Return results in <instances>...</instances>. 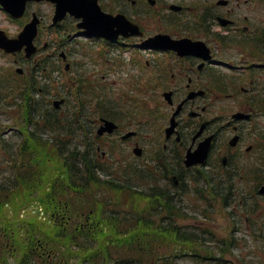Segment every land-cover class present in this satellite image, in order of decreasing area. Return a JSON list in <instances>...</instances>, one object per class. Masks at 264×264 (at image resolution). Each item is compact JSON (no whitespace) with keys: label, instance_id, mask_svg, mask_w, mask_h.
<instances>
[{"label":"rangeland","instance_id":"1","mask_svg":"<svg viewBox=\"0 0 264 264\" xmlns=\"http://www.w3.org/2000/svg\"><path fill=\"white\" fill-rule=\"evenodd\" d=\"M133 1L118 0L117 5L128 7V10L136 17L144 20L143 23L148 25L149 28H154L159 24V17L154 13L157 10L150 11L153 13L140 14L141 10L139 8L145 9V7H140V0H136L135 6H133ZM42 8L47 12L50 11L52 15L53 8L50 4L45 3L42 5ZM148 9H151V6ZM262 10L263 6H260L258 14L260 25L264 28V12ZM51 15L44 18L45 24L51 20ZM171 17L174 19L176 16L171 15ZM4 22L5 20H3L0 14V24H6ZM67 22L72 21L68 20ZM176 22L182 29L186 30L188 28L186 20L179 21V19H176ZM75 40L83 41L80 38H75ZM73 45L83 47L79 43ZM76 56L80 57L81 55L78 54ZM10 64L12 65V59L0 53V69L7 71L5 69L10 67ZM111 68L105 71L111 83L107 84L103 81V84L108 86L110 91L107 88L106 93L102 94L104 97L114 98L113 100L121 108L127 110L126 114L119 118L122 122L120 125L124 130L136 129L137 134L126 140L121 139L120 135H104L97 140L96 144L100 147L99 152H105L106 154L105 157L100 158L105 159L109 157L105 161H100V164L107 167V163L111 165L118 161L119 164L117 165L118 168H121L120 172L115 169L116 176L109 174L108 178L120 177L125 189L121 191L109 189L102 193L104 187H100L101 199L103 201L113 199L117 203H129L130 199H134L131 193L138 189L147 192L150 190L151 184L162 188L164 186L167 187L165 184L170 183V181L167 182L162 179L163 173L160 170H155L156 167L153 165L154 160L152 158L157 156L155 155L156 152H159L162 148L165 149L166 138L162 133V129L168 123L173 110L165 102L161 101L162 98L154 99L151 96L152 91L145 93L144 90L142 91L137 88L139 79L134 77L136 71L131 64L128 62L120 63L116 66L112 65ZM68 78L69 76L65 77V79ZM186 79L187 76H184L181 79H177V81L185 83ZM89 80L91 82V78ZM240 81L250 86V80ZM175 84L176 81H171L170 79L169 88H172ZM228 90L230 91L229 87ZM182 96L181 93L177 94L179 99ZM245 97L246 94L239 92L238 97L229 96L226 103V112L239 109ZM13 100V95L9 96L7 98L8 104H13ZM74 100L77 101L76 96H74ZM260 104H264V98L261 99ZM67 108L68 104L59 110L58 116H64ZM212 109L223 112V97L213 98ZM21 115L22 110L19 107L7 108L4 111H0V128L9 131L10 126L17 127L15 125ZM155 115L158 118L156 124L153 122ZM198 121L199 119L196 118H183L184 123L192 126L197 125ZM261 124H264V119H262ZM40 127H43V123L40 124ZM42 130L44 134L47 131L53 132V130L44 127ZM260 130L259 124L251 126L250 133L253 134L252 138L255 137L254 133ZM51 132H48V134ZM16 133L11 130L0 140V173L8 168L9 159L13 158V152L14 150L16 151L15 145L20 140V134ZM57 137L64 138L61 135ZM69 139L74 141L75 137L70 138L69 136ZM136 142L145 146L142 156H137L134 153L133 148ZM177 152L180 154V151ZM212 165L213 168L210 171V175L212 176L211 182L198 179H189L184 182L182 187L186 192L183 193L181 191L178 196V198H181L182 215L177 214L175 219L172 220L173 225L179 227L182 232H189L194 237L200 236L202 240L207 242L205 246H202L201 242L194 244L193 252L200 254V259L193 257L180 258L179 260L173 257L168 260L167 258L164 259V256L172 254L173 251V247L165 245L167 248L158 250L159 253L155 256L156 262L163 258L164 260L162 261L167 262L166 264H264V204L260 203L258 205L259 216H261L259 221L256 220L254 216L255 212L253 211L256 187L259 179L262 180L264 176L255 175L251 167H247L244 160H242V178L238 180L233 179L236 186L231 188L229 184H226L228 181H225L223 178V167L216 158L212 159ZM221 186H223V190H220ZM170 187L173 189L172 186L167 188ZM146 203V201L141 200L139 207L144 208ZM154 218H156V222L160 221L159 216L155 215ZM208 246H212L216 250H223V253L219 254L218 251H214L213 254L217 255L215 259L206 261V255L211 253L209 249L204 248ZM129 253L131 252L120 249L115 252L114 257L117 259L118 256ZM218 257L219 260L216 259ZM152 262L151 258L146 259L147 264H152Z\"/></svg>","mask_w":264,"mask_h":264},{"label":"flooded vegetation","instance_id":"2","mask_svg":"<svg viewBox=\"0 0 264 264\" xmlns=\"http://www.w3.org/2000/svg\"><path fill=\"white\" fill-rule=\"evenodd\" d=\"M149 1H140V7H145L139 8L140 14L157 10L154 13L160 21L171 19V15L187 16V36H182L195 43L194 53L179 56L175 51H166L169 62L160 63L165 65L164 75L168 73L171 81H176L169 89L174 96L198 92L184 104L177 131L166 140L167 154H183L212 136L211 155L222 160L224 179H241L242 160L245 162L250 155L247 164L254 174H264V124L260 125L264 112L254 107V101L264 98V28L258 14L259 3L264 0H152V5L146 4ZM117 8L128 9L120 5ZM126 14L130 13L126 10ZM170 34L182 37L177 28ZM184 76L185 83L177 81ZM240 80H250V86ZM238 92L246 94L240 108L226 112L228 97H238ZM214 97H223V112L212 109ZM185 115L199 119L197 125L184 123ZM255 124L261 130L252 138L250 128Z\"/></svg>","mask_w":264,"mask_h":264},{"label":"trees","instance_id":"3","mask_svg":"<svg viewBox=\"0 0 264 264\" xmlns=\"http://www.w3.org/2000/svg\"><path fill=\"white\" fill-rule=\"evenodd\" d=\"M34 140L39 144L34 148L44 150L42 142ZM83 153L82 157L71 164L68 162L67 168L70 171H61L64 176H59L60 173L56 174L57 180L55 173L45 175L41 173L43 177L31 182L28 179L23 180L26 185L22 192L19 185L0 189V264H8L11 257L14 259L19 257L24 264H71L72 259L78 258L77 264H87L96 255L101 256V264H112L110 247L119 240V236H129L127 239L137 242L142 247L143 241L138 236H155L162 230V226L142 219L124 230L121 224L116 223L114 217L106 219L104 224L100 220H94V217L75 222L79 214L71 205L73 200L71 198L67 200L70 191L82 186L84 182V187L88 185V188L99 182L102 183V180L95 175V157L91 147L88 146ZM57 168L61 169L60 166ZM54 180L59 183L48 189L47 182ZM18 196H22L21 204L15 202ZM64 196L66 199L61 203L60 198ZM35 198L41 201L46 211L59 212L60 220L48 222L28 210L29 203ZM8 201L14 204L12 209L6 206ZM66 201L67 205H65ZM23 209H26V213L21 216ZM100 209L103 210L102 205ZM100 214L102 215L103 212ZM164 230H169L163 231L168 236L174 235L175 232L179 234V230L175 227L168 226ZM84 234L92 236V239L98 242V246L83 243L86 242L82 237ZM65 245L68 246L69 251ZM36 256L43 259L38 261L35 259Z\"/></svg>","mask_w":264,"mask_h":264}]
</instances>
